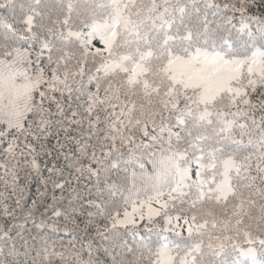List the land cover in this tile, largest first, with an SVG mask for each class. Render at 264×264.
<instances>
[{
	"label": "snow or ice",
	"instance_id": "6c2138e0",
	"mask_svg": "<svg viewBox=\"0 0 264 264\" xmlns=\"http://www.w3.org/2000/svg\"><path fill=\"white\" fill-rule=\"evenodd\" d=\"M0 264H264V0H0Z\"/></svg>",
	"mask_w": 264,
	"mask_h": 264
}]
</instances>
